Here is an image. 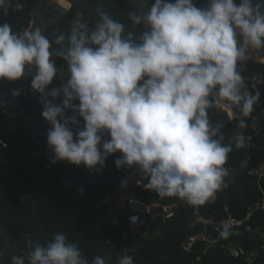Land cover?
Instances as JSON below:
<instances>
[{
	"label": "clouds",
	"instance_id": "9594fccd",
	"mask_svg": "<svg viewBox=\"0 0 264 264\" xmlns=\"http://www.w3.org/2000/svg\"><path fill=\"white\" fill-rule=\"evenodd\" d=\"M10 7L20 11L24 5L0 0L4 15ZM129 18L133 26L143 25L139 36L101 13L93 29L77 19L70 33L56 36L55 49L41 28L13 31L0 23V79L18 81L35 68L31 88L52 101L62 96L59 104L41 100L42 118L51 126L47 144L53 165L66 161L99 171L120 152L116 168L135 166L148 179L146 189L161 198L204 205L224 185L232 150L221 143V127L209 122V109L223 101L248 117L260 100L237 69L249 48L264 49V0H208L207 7L199 8L194 0H153L147 12ZM54 57L66 61L70 76L46 93L59 79ZM21 93L12 90L14 97ZM77 117L84 126L74 138ZM239 127H247L243 119ZM105 134L110 140H104ZM242 142L241 137L237 147ZM231 234L225 224L221 237ZM28 245L30 250L13 256L11 264H88L63 233L46 244L29 239ZM123 251L118 264H134ZM92 264L107 261L96 256Z\"/></svg>",
	"mask_w": 264,
	"mask_h": 264
},
{
	"label": "trees",
	"instance_id": "16d2710c",
	"mask_svg": "<svg viewBox=\"0 0 264 264\" xmlns=\"http://www.w3.org/2000/svg\"><path fill=\"white\" fill-rule=\"evenodd\" d=\"M38 1L20 0L24 5L23 9L16 11L14 7H10L7 15L0 11V23L10 24L13 31L29 29ZM90 1L102 13L123 23L126 32L133 31L129 14L134 10L128 1ZM147 1L153 3V0ZM194 4L198 8L207 7L208 0H194ZM80 12L83 13L81 17L78 15ZM99 18L97 15L88 18L85 11L74 6L60 22L50 23L44 35L55 49L59 47L54 43L56 36L61 32L70 33L77 19L93 29ZM144 30L143 25H140L134 32L139 36ZM261 51L264 57V49ZM54 59L58 69L67 65L59 57ZM238 70L248 76H264V64L251 58L238 63ZM34 74L35 71L32 75L22 77L25 79L14 82L0 80V141L6 144L0 143V156H5L16 164L12 167L7 163H0V264H11L13 256H21L29 251V239L46 244L56 233H63L70 242L75 243L88 264H92L96 256L104 258L107 264H118L119 258L125 254L124 249L133 257L134 264H245V260L232 258L219 247L202 255L199 261H196L195 254H187L183 250V244L191 233L188 229L190 210L182 209L176 218L166 222L153 221L150 234L144 238H134L123 217L118 219L119 225L109 221V208L103 202L108 195L118 193L122 181L133 175L135 169V166L116 168L114 161L122 156L120 152L110 155L105 162L106 166L99 171H90L83 164L76 166L66 161H58L53 165L48 156H35L34 150L44 146L43 135H47L51 127L42 118L41 100L52 101V98L46 95L42 97L31 88ZM62 83L60 78L54 79L46 93ZM13 89H22L21 95L14 97ZM260 91V100L254 105L250 116L243 117L238 108L232 107L237 114L234 123H228L221 114L209 117V122L214 127H221V143L232 146L228 164L240 170L241 176L236 183L223 188L222 195L217 192L216 202L210 207L205 206L206 211L217 209L221 213L226 205L235 216L244 219L249 208L261 196L256 187L257 181L248 174V169L264 163V83L260 85ZM61 100L62 96L52 102L59 104ZM74 103L78 104L79 101ZM4 110L7 114L3 113ZM66 115L71 116L73 113L66 110ZM77 118L79 125H72L74 138L78 128L83 129L84 126L83 119ZM241 119L245 121L246 128L239 127ZM254 125L256 127L252 129ZM34 132L40 136H35ZM239 132L252 133V140L237 147L235 138ZM246 162L248 163L244 167ZM80 189H83L82 194ZM141 196L151 202H167V197L161 198L149 189H145ZM248 225L253 230L259 228L264 231V212H256ZM246 227L232 229V234L224 242L238 243L245 248L260 245L262 241ZM196 250V254L201 250L199 244ZM262 259L264 261V252Z\"/></svg>",
	"mask_w": 264,
	"mask_h": 264
},
{
	"label": "built area",
	"instance_id": "2783aa9c",
	"mask_svg": "<svg viewBox=\"0 0 264 264\" xmlns=\"http://www.w3.org/2000/svg\"><path fill=\"white\" fill-rule=\"evenodd\" d=\"M34 71L35 68L32 69V72ZM241 75L244 79L245 86L249 88L250 92H252L253 89H258L260 85L264 83V76L262 75H257L254 77H248L243 74ZM53 83L54 80L52 84ZM226 109H228L227 103L222 101L219 106L209 109L208 118L211 117L216 111H223ZM3 113L7 114L6 110H4ZM3 145L6 144L3 142ZM34 155H46L50 159L53 158V152L48 145L43 146L41 149H35ZM251 172L259 175L260 177H264V167L252 169ZM135 174L139 178L143 177L140 176L136 170ZM184 204L185 202L183 200L168 204L151 202L141 195L132 193L127 195L123 202L125 223L134 238L148 237L151 232V220L156 219L157 217H163L165 220H171L175 217L179 207L183 206ZM261 208L264 209V206H262ZM191 210L192 219L189 224V228L193 229L196 226H201L203 228V231L193 234L183 244V250L187 253L191 252L192 248L197 243L203 244L205 250L220 245L222 239L220 232L223 230L225 224L230 225L231 228L242 226L244 224V221H240L232 215H228L225 219L222 220H214L212 217L204 215L201 212L200 206H191ZM133 218H135V221L133 220ZM228 252L231 257H234L236 259H244L246 264H264L262 258L259 255L258 249L248 250L243 247H230L228 249Z\"/></svg>",
	"mask_w": 264,
	"mask_h": 264
},
{
	"label": "crops",
	"instance_id": "0c3cea01",
	"mask_svg": "<svg viewBox=\"0 0 264 264\" xmlns=\"http://www.w3.org/2000/svg\"><path fill=\"white\" fill-rule=\"evenodd\" d=\"M247 55H248L247 58H251V59H253L255 61H258V62L264 64V57H263L261 49L258 50V49L249 48L248 52H247ZM243 75H246V74H243ZM257 75H259V74H255L253 76H248V75H246V76L254 77V76H257ZM23 79H25V78H23ZM0 80H2V79H0ZM248 90H249V88H248ZM254 91H258L260 93V95H261L260 87L258 89H253L252 90L253 94H254ZM218 114L223 115L228 123H234L236 121V119H237V114H236L235 110L232 109V107H228V109L223 110V111H216L212 115V117H215ZM255 127H256V125H254L252 129H255ZM33 134L35 136H40V134L36 133V132H34ZM241 137L243 138L242 145H246L252 140L253 135H252V133L246 134L244 132H239V133H237L236 138H235L236 142L240 143L241 142ZM43 138H44L43 139L44 146L48 145L47 144V135H43ZM104 140H110V137L106 135V136H104ZM247 163L248 162H246L244 164V167H246ZM225 167L228 170V176L225 178L224 185L218 191L220 193V195H222V189L223 188H226L230 183H236L239 180L240 176H241V171L229 166L228 160H227V163L225 164ZM262 167H264V163L259 165V166L252 167V168L248 169V174L250 176L254 177L255 180L257 181L256 187H258V190L261 192V196L258 198L257 202L249 208L248 213L246 215V218L239 219L237 216L234 215V213H232L230 211V209L226 205L223 207V211H220L221 213H219L217 209L212 210V211H206L204 209V207L205 206H209L210 207L211 205H213L216 202V200H217V195H216V197H215V199L213 201H210V202L200 206L201 212L204 215H206V216L212 217L214 220H222V219H225L228 215H232L235 218H237L238 220L244 221V224L242 226H237V227H234V228H243V227L247 226L246 227L247 230L254 232V235H256L257 238H259L262 241V243L260 245L254 244L250 248H245V246H243L241 244H238V243H230V244L225 243L224 242L225 238H222L220 245L214 246V247H212L210 249H207V250L204 249L203 244L197 243L192 248V251L187 253V254H195L196 261H199L202 255H205L206 253L210 252L212 249H214L216 247H219L221 250L226 252L228 255H229L228 249L230 247H236V248L243 247V248L248 249V250L258 249L259 250V255L262 258V254L264 252V231L262 229H259V228L256 229V230H253L252 227L248 225L251 222V220L254 217L256 212H259V211L264 212V209L261 208L262 206H264V177H260L259 175H256V174L251 172L252 169H258V168H262ZM135 170H136V168L133 171V175H131V176L126 178V181H127L126 186L119 187L118 190H117L118 193H116L114 196H109L108 195L106 197V199L104 200V202H103V204L107 205V207L109 208L108 220L111 221L115 225H119V220H118L119 218L123 217V220L125 221V215L123 213V202H124L126 196L129 195V194H132V193H135V194H138V195H141V194L145 193V189H146L145 185L148 183V179L146 177H141V178L137 177V175L135 174ZM180 200L181 199H179L177 197H167V202L166 203L168 204V203H172V202H179ZM160 203H162V202H160ZM182 209L190 210L191 211V219H192L191 206L188 205L186 202H185V204L183 206L179 207V209L176 212V215H175L174 218H176L178 216L180 210H182ZM191 219H190V222H191ZM156 220H162L164 222L169 221V220H165L163 217H157L156 219H153V220L150 221V225H151V223L153 221H156ZM190 222H189V224H190ZM189 224H188V229L190 230L191 233H189L187 235L186 241L193 234L203 231V228L201 226H196L195 228L190 229L189 228ZM234 228H231V230L234 229ZM212 232H213V230H212ZM198 244L201 246V250L198 251V253L196 254V252H197L196 248H197ZM232 258H234V257H232ZM241 260H244V259H241Z\"/></svg>",
	"mask_w": 264,
	"mask_h": 264
},
{
	"label": "flooded vegetation",
	"instance_id": "af4514ba",
	"mask_svg": "<svg viewBox=\"0 0 264 264\" xmlns=\"http://www.w3.org/2000/svg\"><path fill=\"white\" fill-rule=\"evenodd\" d=\"M66 2L70 4L69 11H71L75 6L71 0H39L34 9L35 17H33L30 28H41L44 34L50 23H56L55 21L58 23L67 15L63 14V11L68 9L67 6H65ZM81 15L83 16V13H81Z\"/></svg>",
	"mask_w": 264,
	"mask_h": 264
},
{
	"label": "water",
	"instance_id": "95a60500",
	"mask_svg": "<svg viewBox=\"0 0 264 264\" xmlns=\"http://www.w3.org/2000/svg\"><path fill=\"white\" fill-rule=\"evenodd\" d=\"M75 6H77L80 10L85 11L86 16L88 18L93 17L94 15L100 16L102 13L101 10H99L90 0H71ZM128 1L134 12H147L148 9L151 7V4L147 0H126ZM69 12V9H65L63 11V14H67ZM32 16L34 15V12L32 13ZM62 17V16H60ZM33 21V20H32ZM57 23V21H55ZM138 26L133 27V31L137 29ZM58 78L61 79L62 82H66L67 79L70 76V73L68 72L67 65L64 64L61 69H58L57 73ZM0 163H7L12 167H15L16 164L13 163L10 159H8L5 156H0Z\"/></svg>",
	"mask_w": 264,
	"mask_h": 264
},
{
	"label": "rangeland",
	"instance_id": "374dc122",
	"mask_svg": "<svg viewBox=\"0 0 264 264\" xmlns=\"http://www.w3.org/2000/svg\"><path fill=\"white\" fill-rule=\"evenodd\" d=\"M65 6H67L68 9L70 8L68 2H66ZM81 16H82V15H81V13H80V14H79V17H81Z\"/></svg>",
	"mask_w": 264,
	"mask_h": 264
},
{
	"label": "bare ground",
	"instance_id": "6f19581e",
	"mask_svg": "<svg viewBox=\"0 0 264 264\" xmlns=\"http://www.w3.org/2000/svg\"><path fill=\"white\" fill-rule=\"evenodd\" d=\"M69 4V3H68ZM69 7H70V4H69Z\"/></svg>",
	"mask_w": 264,
	"mask_h": 264
}]
</instances>
